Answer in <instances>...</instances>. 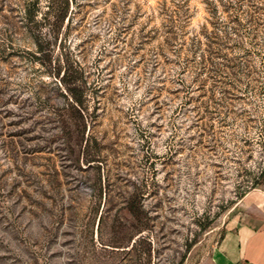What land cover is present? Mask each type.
<instances>
[{"label":"rangeland","instance_id":"1","mask_svg":"<svg viewBox=\"0 0 264 264\" xmlns=\"http://www.w3.org/2000/svg\"><path fill=\"white\" fill-rule=\"evenodd\" d=\"M50 6L0 0V264H206L264 202V0Z\"/></svg>","mask_w":264,"mask_h":264},{"label":"trees","instance_id":"2","mask_svg":"<svg viewBox=\"0 0 264 264\" xmlns=\"http://www.w3.org/2000/svg\"><path fill=\"white\" fill-rule=\"evenodd\" d=\"M73 1L74 0H51L50 12H54L52 27L55 32L56 29L58 30L61 26L63 27L67 19H70L69 13ZM27 17L29 22L33 21L35 19V11L29 9L27 11ZM43 35V32L37 35L36 41L38 49L44 56L49 57L51 50H49L48 46L50 42L46 40ZM55 71V74L61 77L60 81L71 99L73 115L78 121L79 128L82 129L84 133L87 129L90 94L87 90L83 69L76 60L73 59L71 54L65 52L62 63L56 66ZM130 209L135 213L133 207H130Z\"/></svg>","mask_w":264,"mask_h":264},{"label":"crops","instance_id":"3","mask_svg":"<svg viewBox=\"0 0 264 264\" xmlns=\"http://www.w3.org/2000/svg\"><path fill=\"white\" fill-rule=\"evenodd\" d=\"M218 242L206 264H264V202Z\"/></svg>","mask_w":264,"mask_h":264}]
</instances>
